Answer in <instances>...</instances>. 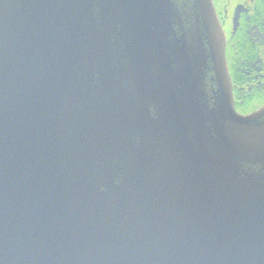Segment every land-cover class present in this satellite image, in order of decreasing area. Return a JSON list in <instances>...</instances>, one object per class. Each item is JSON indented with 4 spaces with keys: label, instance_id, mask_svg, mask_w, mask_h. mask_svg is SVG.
Masks as SVG:
<instances>
[{
    "label": "water",
    "instance_id": "obj_1",
    "mask_svg": "<svg viewBox=\"0 0 264 264\" xmlns=\"http://www.w3.org/2000/svg\"><path fill=\"white\" fill-rule=\"evenodd\" d=\"M179 2L0 0V264H264V107Z\"/></svg>",
    "mask_w": 264,
    "mask_h": 264
},
{
    "label": "flooded vegetation",
    "instance_id": "obj_2",
    "mask_svg": "<svg viewBox=\"0 0 264 264\" xmlns=\"http://www.w3.org/2000/svg\"><path fill=\"white\" fill-rule=\"evenodd\" d=\"M212 2L224 40L225 65L234 108L238 114L248 116L264 107V0ZM177 4L185 13L186 0ZM205 43L209 49L207 41ZM207 55L204 77L208 88L218 91L214 59L211 54Z\"/></svg>",
    "mask_w": 264,
    "mask_h": 264
}]
</instances>
